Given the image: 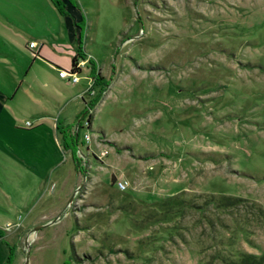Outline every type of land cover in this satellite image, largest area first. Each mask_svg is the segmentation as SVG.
Wrapping results in <instances>:
<instances>
[{"label":"rangeland","instance_id":"obj_1","mask_svg":"<svg viewBox=\"0 0 264 264\" xmlns=\"http://www.w3.org/2000/svg\"><path fill=\"white\" fill-rule=\"evenodd\" d=\"M61 1L26 45L80 160L26 195L4 264H264V0ZM72 19L65 86L47 62L67 68Z\"/></svg>","mask_w":264,"mask_h":264},{"label":"crops","instance_id":"obj_2","mask_svg":"<svg viewBox=\"0 0 264 264\" xmlns=\"http://www.w3.org/2000/svg\"><path fill=\"white\" fill-rule=\"evenodd\" d=\"M49 3L50 0H0V229L3 232L0 264L6 259L4 238L17 230L5 231L4 226L17 223L16 211L22 208L26 195L33 192L34 196L55 168L56 158L64 149L58 141L61 132L71 136L77 130V127L70 128L67 117L63 123L51 115L49 101L41 97V92L48 86L40 81L33 65L43 56L45 44L30 39L27 45L34 42L35 49L26 45L27 38H32L33 34L38 36L42 23L50 27L47 23L50 14L56 17V10ZM67 22L68 43L63 47L71 56L66 69L79 44H75L73 19ZM45 33L51 35L48 29ZM23 44L25 47L20 50ZM20 52H26L28 56H20ZM50 60L47 62L49 69L57 72V59ZM56 79L69 86L65 79ZM85 89L76 86L78 96ZM65 105H61V114ZM19 224L23 226L21 221Z\"/></svg>","mask_w":264,"mask_h":264},{"label":"trees","instance_id":"obj_3","mask_svg":"<svg viewBox=\"0 0 264 264\" xmlns=\"http://www.w3.org/2000/svg\"><path fill=\"white\" fill-rule=\"evenodd\" d=\"M51 1L53 2V4L55 5V7L57 8V10L60 14H62V15L65 14L64 5L62 4L61 0H51ZM80 44H81V40H79V45ZM77 54L79 55V53L77 52L76 55L72 57L70 67H71V70H73V71L81 72L80 70L76 69V67H75L77 64V61H78V57H81V56H77ZM97 80L101 81L102 77L98 75ZM94 101H97V100H94ZM83 112H84V110H83ZM83 112H82V114H83ZM89 121H90V118H88V122ZM89 125H90V123H88V126ZM78 129H79V127L77 128V130L75 132L73 131V134L71 136L68 134H65L64 132H61L62 147L64 149L70 151L71 158H72L76 167H77V164L79 163V160H80L77 157L78 145H77V138L76 137H77ZM2 237H3V232L0 229V238H2ZM6 262H7L6 264H11V260H10L9 256L7 257ZM64 264H68V263L65 262Z\"/></svg>","mask_w":264,"mask_h":264},{"label":"built area","instance_id":"obj_4","mask_svg":"<svg viewBox=\"0 0 264 264\" xmlns=\"http://www.w3.org/2000/svg\"><path fill=\"white\" fill-rule=\"evenodd\" d=\"M28 46H29V48H34L36 46V44L34 42H30ZM81 65H82L81 62H77L76 66H75L76 69L81 71ZM56 70H57V73H58V77L65 79L69 84H75V83L79 82V80H80L79 74L81 72L73 71V70H71V67H69L68 69L57 67ZM26 125L30 126V124L28 122L26 123ZM83 140L86 143H89V141H90L89 134H87V133L84 134ZM78 153L81 154V150L79 148H78ZM106 154H107V151H104V150L100 151L99 157L100 156H105ZM115 185L118 188V190H120V191H123V190L126 189V183L120 177L116 178ZM18 220H19V218H18ZM14 225H19V223L17 222V223H15L13 225L6 224L5 225V229H10Z\"/></svg>","mask_w":264,"mask_h":264},{"label":"water","instance_id":"obj_5","mask_svg":"<svg viewBox=\"0 0 264 264\" xmlns=\"http://www.w3.org/2000/svg\"><path fill=\"white\" fill-rule=\"evenodd\" d=\"M34 230H36V228Z\"/></svg>","mask_w":264,"mask_h":264}]
</instances>
